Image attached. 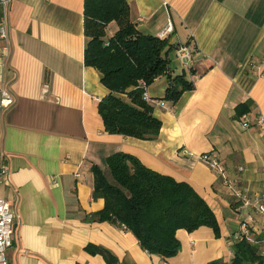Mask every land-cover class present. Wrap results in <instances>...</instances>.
<instances>
[{
  "label": "crops",
  "instance_id": "0c3cea01",
  "mask_svg": "<svg viewBox=\"0 0 264 264\" xmlns=\"http://www.w3.org/2000/svg\"><path fill=\"white\" fill-rule=\"evenodd\" d=\"M84 0H9L0 6V92L13 102L0 106V166L8 180L0 197L15 214L8 264H207L229 262L240 222L260 237L264 216L237 210L216 173L198 159L217 153L237 185L253 195L264 182V129L241 126L238 104L254 121L264 114V0H126L131 21L143 34L167 38L171 76L185 72L194 88L171 104L162 100L167 76L148 86L161 128L154 140L104 130L98 102L108 94L96 69L84 64ZM170 21L172 31L164 33ZM114 32L117 25L109 24ZM178 44L194 54L187 70L176 59ZM4 49L7 54L5 55ZM1 95V94H0ZM118 151L145 166L188 182L207 202L220 236L202 226L179 229L181 248L163 259L148 254L126 228L92 220L104 206L93 198V165L105 168Z\"/></svg>",
  "mask_w": 264,
  "mask_h": 264
},
{
  "label": "trees",
  "instance_id": "16d2710c",
  "mask_svg": "<svg viewBox=\"0 0 264 264\" xmlns=\"http://www.w3.org/2000/svg\"><path fill=\"white\" fill-rule=\"evenodd\" d=\"M83 26L86 38L84 64L96 69L108 94L97 104L104 130L144 140L157 138L161 121L153 114L155 101L148 86L167 76L163 100L174 104L184 92L193 90L185 72L171 76L169 57L174 45L167 38L140 33L130 18L126 0H84ZM114 22L117 29L109 32ZM147 94V96L145 95ZM163 105V104H162ZM245 106L238 104L235 114L242 116ZM93 198H103L104 206L92 220L124 226L148 254L168 259L181 248L179 229L193 232L206 226L220 236L215 214L204 198L186 181L159 173L137 157L122 151L109 155L105 168L93 165ZM237 202L233 207L237 209ZM261 238H242L232 243L233 256L207 264H264ZM107 262H115L109 251L91 249Z\"/></svg>",
  "mask_w": 264,
  "mask_h": 264
},
{
  "label": "built area",
  "instance_id": "2783aa9c",
  "mask_svg": "<svg viewBox=\"0 0 264 264\" xmlns=\"http://www.w3.org/2000/svg\"><path fill=\"white\" fill-rule=\"evenodd\" d=\"M9 0H0V6L3 8V14H5L6 6ZM172 31L171 22L168 21L164 33ZM0 37H6V27L5 20L3 19L0 26ZM162 38L161 36H158ZM5 55L7 54L6 49H4ZM176 59L183 68L187 70L191 69L194 65V54L191 49L184 44H178L176 47ZM0 106L7 107L13 102L11 94L2 89L0 92ZM147 96V94H145ZM163 103H161L162 105ZM255 125L261 129H264V114H258L254 121H249L246 117L242 116L241 126L243 128H249ZM198 159L203 162L209 169L213 170L217 177L220 179L222 186L231 193L235 202H237V210H248L254 209L255 212L264 216V182L258 192L251 195L246 190L240 188L237 185V179L231 178L228 171L222 164L218 155L214 151L204 152L198 155ZM264 171V168H263ZM8 171L5 166H0V182L8 180ZM14 220L15 214L10 207L8 201L0 197V264H8L6 251L12 244V236L14 233ZM124 227V226H122ZM264 233V230H263ZM242 238L250 239L251 231L249 224L246 220L240 222L238 229L237 240Z\"/></svg>",
  "mask_w": 264,
  "mask_h": 264
},
{
  "label": "rangeland",
  "instance_id": "374dc122",
  "mask_svg": "<svg viewBox=\"0 0 264 264\" xmlns=\"http://www.w3.org/2000/svg\"><path fill=\"white\" fill-rule=\"evenodd\" d=\"M239 211H241V210H239ZM238 236V233H237V235H236V237ZM262 250H264V249H262Z\"/></svg>",
  "mask_w": 264,
  "mask_h": 264
}]
</instances>
